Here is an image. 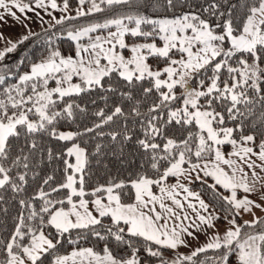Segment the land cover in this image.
<instances>
[{"label": "snow or ice", "instance_id": "6c2138e0", "mask_svg": "<svg viewBox=\"0 0 264 264\" xmlns=\"http://www.w3.org/2000/svg\"><path fill=\"white\" fill-rule=\"evenodd\" d=\"M77 2L73 15L70 0H0V22L25 29L15 41L0 32V215L10 200L17 211L0 264H264V216L238 222L264 210V0ZM94 14L103 19L71 23ZM31 38L35 60L5 62ZM94 91L105 106L90 111L96 99L77 101ZM105 137L135 169L89 187ZM50 141L65 143L54 151ZM57 161L60 179L41 176ZM195 181L224 210L222 233ZM92 237L101 248L81 246Z\"/></svg>", "mask_w": 264, "mask_h": 264}, {"label": "trees", "instance_id": "16d2710c", "mask_svg": "<svg viewBox=\"0 0 264 264\" xmlns=\"http://www.w3.org/2000/svg\"><path fill=\"white\" fill-rule=\"evenodd\" d=\"M58 2H62V0H58ZM77 7H78L77 0H70V8L75 9ZM102 19H103L102 14H94L92 17L80 18L77 21H72L71 23L83 24V23H86L90 20H102ZM41 35H43L42 31H41ZM60 47L62 50L67 52L70 49L71 44L68 41H64L63 43L60 44ZM41 50H42V47L39 43V40H37L36 38H31L29 41L25 42L24 44L19 45L17 51L9 54L6 57L5 62L8 63L9 65L15 67L19 63V61L25 57H30L32 60H35L37 58V56L40 54ZM149 62L153 66H158V65L160 66L163 64L161 62H158L156 60H151V59L149 60ZM20 70L21 71H27L28 68L25 65H20ZM82 97H83V100L82 101L78 100L77 101L78 103H88L91 99H96V105L95 106H92L89 104L90 111L94 110L95 108H102L105 106L104 101L99 99V94L97 91L92 92L90 95L82 94ZM114 102H115V100L113 98H110L108 101V103L110 105L113 104ZM77 123L80 124L81 127H83L84 123H88V121L87 120L83 121V122L77 121ZM88 126H91L90 123H88ZM68 129L75 131L76 125L73 124L70 127L67 125H62L60 127V130H68ZM104 130L109 131L111 129H109L106 126ZM84 139L87 140L88 137H85ZM98 142L105 145L104 152L106 153V155H102L98 158L99 163H97L96 160H93L92 168H91V182L89 184V187H91L92 184H95L97 182L103 183V182H105V180H107L108 178H110L112 176H119L120 178H124L128 172H131L135 169V164L124 167L121 165L120 158H118L117 156L111 155L112 151H117L118 146L111 143L110 138H108V137L101 138ZM50 143H51V146L53 147L54 151H58L61 147V144L65 143V142H61V144H57L55 142L50 141ZM90 144H91V141H90ZM131 151L132 150H131L130 146L127 147L125 150V158L127 160H134L135 159L133 156L130 155ZM224 151L225 152L230 151V147L225 146ZM41 167L43 169L41 171V176L49 174L52 169H56L55 175H56L57 179H60L62 177V171L60 170L62 165L60 164L59 161L54 162L52 164H45V165H42ZM173 182H175L174 179L170 178L169 183H173ZM208 183L209 184L212 183V180L209 179ZM34 187H35V185H34ZM191 187L193 190L199 191L201 193L202 198L205 199V201L207 203L212 205L214 210L220 214L221 219L217 223L222 224V223L226 222L223 218L225 216V212L222 209V207L220 206L219 202L214 200L212 192L206 186H203L199 181L193 182L191 184ZM28 191H29V193H31L33 191V188H29ZM221 192L223 193V195L229 194L228 190L221 189ZM9 196H10V194H9ZM6 206L9 207V214H8V216L0 215V239H3L5 236H7L8 230L11 229V227L13 225V221L11 218L17 214L15 201L10 200L9 204ZM238 220H241V219L238 218ZM105 222H107V221H105ZM72 236L74 238L75 233H73ZM102 245H103V242L98 243L97 239L95 237H92L88 241H82L81 242V246H95L97 249L101 248ZM71 247H72V245L68 244L67 241L65 240L63 243V248L60 251H61V253H64L66 251H70ZM127 251H128L127 249L124 250L125 253H127ZM209 254L211 255V253H209ZM140 255L142 258L145 256L143 250H141ZM165 256L171 257L172 253L171 252H165ZM45 264H48L47 260H46ZM151 264H155V261L153 260L151 262Z\"/></svg>", "mask_w": 264, "mask_h": 264}, {"label": "crops", "instance_id": "0c3cea01", "mask_svg": "<svg viewBox=\"0 0 264 264\" xmlns=\"http://www.w3.org/2000/svg\"><path fill=\"white\" fill-rule=\"evenodd\" d=\"M58 3H62V2H58ZM70 9L73 10V11L69 10L70 13L74 15L75 14L74 11L76 8L75 9L70 8ZM49 10L53 11V14L56 17H59L60 15H62V12L59 9H57V10L49 9ZM18 15H19V13H18ZM28 15L31 17V22H30L29 27L31 28L32 31L41 32L43 27H47V25L39 24L36 20L35 15H33L31 12H29ZM44 18H45V20L50 19V17L47 15H45ZM4 19L6 22H0V32H2L5 37H9L12 41H15L17 38L21 37L22 34H25V29L16 20H14L12 17L5 16ZM238 195H243L242 190L240 193H238ZM252 198L257 199V197H255V196H253ZM260 199L264 200V197H260ZM206 238L207 237L205 235L199 234L198 240H191L190 239L189 243L194 248L200 244H203L205 242ZM178 251L182 252V253H188L190 251V249L188 247H180L178 249Z\"/></svg>", "mask_w": 264, "mask_h": 264}, {"label": "rangeland", "instance_id": "374dc122", "mask_svg": "<svg viewBox=\"0 0 264 264\" xmlns=\"http://www.w3.org/2000/svg\"><path fill=\"white\" fill-rule=\"evenodd\" d=\"M85 7H87V6H85ZM69 10H71V9H69ZM71 11H73V10H71ZM75 12V11H74ZM125 55H128V52L126 51L125 52ZM150 63V62H149ZM151 64V63H150ZM164 66V64H162V65H158V66H153L154 68H156V67H163ZM51 86H55L54 85V82L51 84ZM69 130V129H68ZM66 131V130H65ZM253 215H257V216H264V210H256L255 211V213H253V214H245V215H243V217H242V219L241 220H238V222L239 223H243V220H251L252 218H253ZM226 227H228V224H227V222H224V223H217V228L219 229V231L222 233L223 231H224V229L226 228ZM169 256V255H168Z\"/></svg>", "mask_w": 264, "mask_h": 264}]
</instances>
